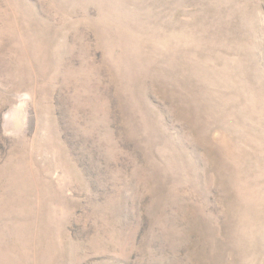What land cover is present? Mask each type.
I'll list each match as a JSON object with an SVG mask.
<instances>
[{
  "label": "rangeland",
  "instance_id": "1",
  "mask_svg": "<svg viewBox=\"0 0 264 264\" xmlns=\"http://www.w3.org/2000/svg\"><path fill=\"white\" fill-rule=\"evenodd\" d=\"M0 264H264V0H0Z\"/></svg>",
  "mask_w": 264,
  "mask_h": 264
}]
</instances>
